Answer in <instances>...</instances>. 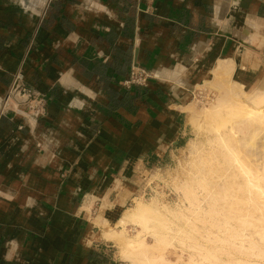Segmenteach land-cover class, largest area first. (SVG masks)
<instances>
[{
	"label": "crops",
	"instance_id": "crops-1",
	"mask_svg": "<svg viewBox=\"0 0 264 264\" xmlns=\"http://www.w3.org/2000/svg\"><path fill=\"white\" fill-rule=\"evenodd\" d=\"M223 59L264 66V0H0V108L18 72L47 102L0 115V264H113L108 229ZM137 66L155 78L126 88Z\"/></svg>",
	"mask_w": 264,
	"mask_h": 264
},
{
	"label": "bare ground",
	"instance_id": "bare-ground-1",
	"mask_svg": "<svg viewBox=\"0 0 264 264\" xmlns=\"http://www.w3.org/2000/svg\"><path fill=\"white\" fill-rule=\"evenodd\" d=\"M231 62H233L231 59L221 60L214 69L213 78L205 80V85H211L214 80H218L224 75L231 78ZM229 82L231 91L235 95L233 100L229 99L233 105L230 104L231 102L229 105L227 104L229 109L232 108L231 112L227 106L225 109L227 108L226 111L228 110L231 115L232 124L227 127L225 124L223 126V122H221L222 127H219L220 124L217 126L219 131L221 130L219 128L227 127L226 130L220 132L217 130L219 134L215 139L213 138L217 143L212 141L218 145H214V147L211 145L213 148L210 150L205 149L201 158L196 156L197 159H200L193 161L192 169L187 174L189 175L186 180L188 182L184 180L186 187L185 184L178 186L179 189L185 187V191H183L186 194L183 193L188 200L189 212L186 211V214H188L187 223H189L190 234L193 237L198 236L204 243L200 247L198 242L194 241L195 238L190 237L193 239L192 242H195V248L198 245L200 252L204 250L206 259L204 260L207 261V264H264V91L250 95L240 80L231 79ZM215 110L219 114L222 111L221 109ZM224 112L221 113L223 116L226 115L223 117V121L227 117V112ZM232 112L235 117L231 114ZM227 118L226 120H228ZM217 121L219 120L217 119ZM259 144L261 146L260 154L258 151L256 152ZM180 185L182 186L180 187ZM136 200L138 201V199ZM149 207L151 208L150 205L146 206L138 201L136 206L132 210H128L127 213L125 212L126 215L118 221L123 222L122 227L129 217L141 219L140 223L145 224L144 221L147 222L156 215L152 214L156 212H152L153 208ZM176 212L178 214V211ZM160 219L162 218L160 217ZM142 220H144L143 223ZM134 221L136 220L134 219ZM161 221L162 227L164 222ZM137 223L136 221V225ZM141 227L143 228V226ZM115 234L114 236H116ZM108 235L107 233L106 236ZM108 237H112V235ZM163 237H159L160 240L163 241ZM130 240H128L130 246L134 244L133 247L137 246L138 250H142L140 251L141 263L155 264L158 260L165 261L162 259L163 255H159L158 258L151 257L149 251L151 252L155 247H149L144 240ZM159 249L162 248L159 246ZM124 255L126 256V254ZM172 263L174 264V262Z\"/></svg>",
	"mask_w": 264,
	"mask_h": 264
},
{
	"label": "rangeland",
	"instance_id": "rangeland-1",
	"mask_svg": "<svg viewBox=\"0 0 264 264\" xmlns=\"http://www.w3.org/2000/svg\"><path fill=\"white\" fill-rule=\"evenodd\" d=\"M254 53L260 54V52H254ZM250 55H251V52H248V56ZM257 64L258 62H256V64L253 65V67L250 69L256 73L254 77H252L251 75L250 77H248V78H251V81L250 80L248 81V78L243 77L240 74L231 76V78L230 76L224 75V76H221V78H219L218 80H214L211 83V85L210 84L205 85V83H203L196 88L194 87V93L190 100L191 104L188 109L189 110L190 134L187 137V141L182 146L177 148L175 152V159L173 160V162L164 164L158 168H155L153 171L150 172L146 180V184H145L146 187H144V190L146 188L147 190L146 192L148 194L143 198L141 197L138 198V201L146 204V206L150 205L151 208L154 209L153 211V209L149 207L152 210V212H156L152 214L153 215L156 214V215L152 216L150 220L148 221L146 220L147 222L142 220V223L144 221L146 226H144L145 224L140 223L141 219L139 220L137 218H134L138 223H140V224L137 223L136 225V221H134L135 222L134 223L133 222L134 219L129 217L126 219L127 222L124 221L126 222L124 223L125 225L123 224L124 228L122 227L123 222L117 221L116 223L112 224L110 228L108 229L107 233L109 235H112V237H108L109 236L108 235L107 238L112 240V243H111L112 249H113L112 255L114 258L113 264H145V263H141L142 260H140L142 258L140 256L141 255L140 251L142 250H138L139 247L137 246H136L137 248L133 247L134 244L130 246L129 241H128L130 239H132V241L136 239L144 240L149 245V247H152V248L155 247L153 248L151 252L149 251V255L153 258L154 257L158 258L159 255L160 256L163 255L162 259H165V261L163 260L162 261L165 264H168V263L173 264L172 262H174V264H187V263L207 264V261H205L206 259H205L204 250L203 252H200V247L202 243H204V241L201 238H198V236L193 237L190 234V229L188 226L189 223H187L188 214H186L187 213L186 211H188L189 207H188L187 197L185 196L186 193L184 192L185 191L184 189L186 187L184 180L186 181L188 179L189 175L187 174H189V171L192 169L191 167L193 166L192 165L193 161L200 159L205 149L210 150L211 148L214 147V145H218L214 143L215 141L214 139L216 135H218L219 134L218 132H220L221 130H226L227 127L232 124V118H230L231 115L230 113H228L229 112L228 110L226 111L227 108L225 109V106H227L228 109L230 108L228 106L229 102H231L229 101V99L231 98L230 100H233L234 95H235V93L231 91L229 80L235 79V80H240L241 82H243L244 89L248 91L250 95H254L255 93H261L264 91V66H257ZM241 72L245 73L243 71ZM230 104L233 105L232 102ZM215 109H218V110L221 109L223 112L224 111L227 112L226 113L227 117L228 116L229 117L228 118L226 117V118L228 120H226L225 118V120L223 121V117H225L226 115L224 114L223 116L222 111H220V114L219 112L216 113ZM231 109H229L230 112H231ZM212 110L215 111L214 112L215 115ZM233 112L231 113L232 115L234 114ZM234 115L233 117H235ZM216 118L219 121L221 118L222 120L219 122L217 121ZM215 122L216 123L219 122L217 123L218 125ZM221 122H223L222 123L223 126L225 124L227 127H223L224 129L219 128V127H222ZM217 126H219L218 127L219 129H221L220 131L217 129ZM211 145H213V147ZM257 151L259 154L261 153L260 144L258 145V148L256 149V152ZM196 156L200 158L197 159ZM179 184H182V185L185 184L184 185L185 187L183 186L182 187L183 189L181 188L179 189V186H178ZM182 185H180V187ZM138 201L135 200L134 202L129 204L126 210L123 211L122 216L126 215L128 210H132L136 206V203ZM185 208L187 209L184 210ZM176 211H178V214ZM185 215H187V217H185ZM122 216L120 219H122ZM160 217L162 219H160ZM160 221L162 223L164 222V225H166L167 227H165L163 224L161 227ZM141 226H143V228L145 229H143ZM111 229L113 230L115 229L114 232H112L113 230L111 231ZM117 231L118 233H116ZM114 234L116 236H114ZM162 236H164L163 241L160 240L159 238ZM190 236L195 238L194 241L196 243L198 242L197 244L200 247H197L198 245H196V248H195L194 246L195 242L194 243L192 242L193 239ZM158 245L160 246V248H162L161 250L159 249ZM197 248L199 249V251ZM196 249L197 251H195ZM124 254H126V256ZM130 254L133 256H131ZM189 259L191 262L188 261ZM163 262H161V260L160 261L158 260L155 262V264H164Z\"/></svg>",
	"mask_w": 264,
	"mask_h": 264
},
{
	"label": "built area",
	"instance_id": "built-area-1",
	"mask_svg": "<svg viewBox=\"0 0 264 264\" xmlns=\"http://www.w3.org/2000/svg\"><path fill=\"white\" fill-rule=\"evenodd\" d=\"M154 78L155 74L153 72L137 66L132 69L129 77L122 84L126 88L146 86ZM8 111L24 116L31 126L33 124L32 120L43 117L47 113L46 99L25 82L22 72L15 75L14 82L0 108V115ZM146 191L145 188L138 198L145 197L148 194Z\"/></svg>",
	"mask_w": 264,
	"mask_h": 264
}]
</instances>
